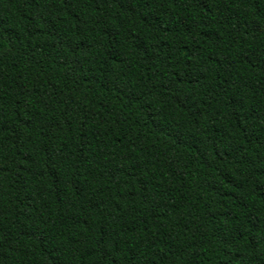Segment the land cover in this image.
Instances as JSON below:
<instances>
[{
    "label": "trees",
    "instance_id": "trees-1",
    "mask_svg": "<svg viewBox=\"0 0 264 264\" xmlns=\"http://www.w3.org/2000/svg\"><path fill=\"white\" fill-rule=\"evenodd\" d=\"M0 264H264V0H0Z\"/></svg>",
    "mask_w": 264,
    "mask_h": 264
}]
</instances>
